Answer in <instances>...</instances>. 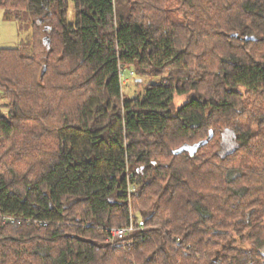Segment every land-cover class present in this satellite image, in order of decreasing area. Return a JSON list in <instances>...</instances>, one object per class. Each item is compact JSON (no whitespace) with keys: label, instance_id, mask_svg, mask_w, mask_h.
I'll return each instance as SVG.
<instances>
[{"label":"trees","instance_id":"trees-1","mask_svg":"<svg viewBox=\"0 0 264 264\" xmlns=\"http://www.w3.org/2000/svg\"><path fill=\"white\" fill-rule=\"evenodd\" d=\"M0 10V264H264V0Z\"/></svg>","mask_w":264,"mask_h":264},{"label":"rangeland","instance_id":"rangeland-1","mask_svg":"<svg viewBox=\"0 0 264 264\" xmlns=\"http://www.w3.org/2000/svg\"><path fill=\"white\" fill-rule=\"evenodd\" d=\"M71 12V11H70ZM32 28L25 30L22 29V31H18V26L15 21H11L4 18L3 11L0 10V47H15L17 46L23 39L28 40V42L36 43L35 39L40 38L42 39L44 34L42 31H39L38 28H35L34 31L31 33ZM31 33V34H30ZM35 41V42H34ZM39 41V40H38ZM31 44V43H30ZM31 51V50H30ZM37 52L39 53V57L41 56L40 48H38ZM42 63L39 67H41ZM128 74V71H126ZM134 75L135 72H134ZM134 75L128 74V80L123 84L122 90L126 96H131L134 92ZM162 76L157 77H150L147 80L149 81H159ZM188 97L186 95H176L175 96V103L176 105H181L184 103ZM225 146L223 152L229 150L232 148L233 144L230 140H225ZM222 152V153H223Z\"/></svg>","mask_w":264,"mask_h":264},{"label":"built area","instance_id":"built-area-1","mask_svg":"<svg viewBox=\"0 0 264 264\" xmlns=\"http://www.w3.org/2000/svg\"><path fill=\"white\" fill-rule=\"evenodd\" d=\"M126 71H128L129 75H134V71L133 70H124L121 69L120 70V82L123 84L128 80V74L126 73ZM4 222H7L5 219L3 220ZM12 222L14 221V219L11 220ZM134 225L131 223L127 226H112L109 227L107 229L108 233V239L111 240L112 242L123 238L127 233H129L131 230H133Z\"/></svg>","mask_w":264,"mask_h":264},{"label":"water","instance_id":"water-1","mask_svg":"<svg viewBox=\"0 0 264 264\" xmlns=\"http://www.w3.org/2000/svg\"><path fill=\"white\" fill-rule=\"evenodd\" d=\"M44 39H46L47 41H49V38L46 36V37H44ZM247 39H254V37H247ZM44 73V68L42 69V71H41V74H43ZM210 136H211V134H210ZM209 136V137H210ZM207 141V139L206 140H204L203 142H201V143H204V142H206ZM201 143H199L198 145H200Z\"/></svg>","mask_w":264,"mask_h":264}]
</instances>
